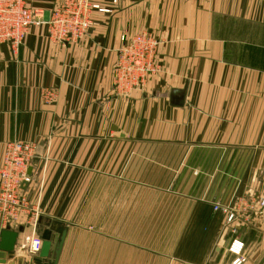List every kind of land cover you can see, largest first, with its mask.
<instances>
[{
  "label": "crops",
  "instance_id": "0c3cea01",
  "mask_svg": "<svg viewBox=\"0 0 264 264\" xmlns=\"http://www.w3.org/2000/svg\"><path fill=\"white\" fill-rule=\"evenodd\" d=\"M25 1L47 17L62 0ZM91 3L97 8L78 39L51 40L38 24L15 55L0 44V163L7 141L35 144L23 192L40 212L36 229H66L59 262L66 216L105 206L113 228L127 232L144 201L167 197L174 204L159 213L174 215L163 226L172 238L157 242L171 252L142 251L150 264H257L264 255V207L256 201L264 197V0ZM141 31L160 42L159 71L119 95L118 50ZM175 89L184 92L178 103ZM216 202L248 205L227 223ZM19 226V264H53L20 251L36 231L27 216L10 228ZM234 240L243 243L239 256L229 251Z\"/></svg>",
  "mask_w": 264,
  "mask_h": 264
},
{
  "label": "built area",
  "instance_id": "2783aa9c",
  "mask_svg": "<svg viewBox=\"0 0 264 264\" xmlns=\"http://www.w3.org/2000/svg\"><path fill=\"white\" fill-rule=\"evenodd\" d=\"M97 8L91 0H62L47 17L43 11L28 6L25 0H0V44H6L12 54H16L32 25H46L51 40L64 43L78 39L86 33L90 24V11ZM159 40L150 32L141 31L127 38L118 50L114 66L113 86L119 95H128L140 89L146 80L159 71L156 60ZM36 146L33 142L14 140L4 144L0 163V220L2 227L18 224L27 216L36 231L37 211L30 210L23 186L30 182L28 173ZM264 207V199L258 203ZM248 205L242 202L213 203L214 211H219L227 223L233 222L240 208ZM32 215V216H29ZM33 217V218H32ZM42 245L39 234L33 232L25 238L20 251L27 256L38 255ZM243 243L232 241L229 251L239 256ZM236 258L231 264H241Z\"/></svg>",
  "mask_w": 264,
  "mask_h": 264
},
{
  "label": "rangeland",
  "instance_id": "374dc122",
  "mask_svg": "<svg viewBox=\"0 0 264 264\" xmlns=\"http://www.w3.org/2000/svg\"><path fill=\"white\" fill-rule=\"evenodd\" d=\"M262 199L264 197H258L257 203ZM163 203L164 206L174 204L173 199L167 197L154 196L144 201L141 210L137 208L133 213L127 232L125 229L118 230V223L117 229L113 228L115 225H112L108 207L105 206L97 208V213L66 216L70 234L58 264H150L151 260L142 251L159 249L168 253L172 248L171 245L157 242L160 236L172 238L173 230L163 229V226L170 225L174 215L159 213ZM186 204L181 203L182 206ZM36 211L37 226L40 212ZM36 233L39 234L40 230L36 229Z\"/></svg>",
  "mask_w": 264,
  "mask_h": 264
},
{
  "label": "water",
  "instance_id": "95a60500",
  "mask_svg": "<svg viewBox=\"0 0 264 264\" xmlns=\"http://www.w3.org/2000/svg\"><path fill=\"white\" fill-rule=\"evenodd\" d=\"M183 96V90L175 89L171 91V97L176 103L179 102L178 100H182ZM23 230V226H19L16 229L6 226L0 230V264H8L7 260L9 258H16L15 261L17 264L21 262L22 257L16 256L15 245L19 233L23 232ZM65 235L66 229L63 228L59 230V226L56 224L50 227L42 228L40 230L42 245L38 256L41 258L52 257L53 264H57ZM263 262L264 255L257 264H262Z\"/></svg>",
  "mask_w": 264,
  "mask_h": 264
}]
</instances>
